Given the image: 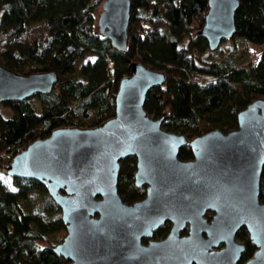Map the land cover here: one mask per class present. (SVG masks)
<instances>
[{
  "label": "water",
  "instance_id": "obj_1",
  "mask_svg": "<svg viewBox=\"0 0 264 264\" xmlns=\"http://www.w3.org/2000/svg\"><path fill=\"white\" fill-rule=\"evenodd\" d=\"M238 3L206 0L195 33L209 50L233 36ZM128 16L129 0H102L96 16L97 32L120 52ZM165 80L163 70L129 61L112 116L93 126L54 127L5 165L7 174L42 184L59 210L64 235L50 250L65 264H264V98L238 110L235 127L189 139L163 129L164 115L152 117L143 107L148 89ZM56 81L54 70L23 74L0 64V102L48 93ZM186 144L192 156L178 157ZM128 155L135 161L133 185L144 186L143 197L131 203L117 192L119 160ZM166 223L167 233L153 239ZM241 227L254 250L239 263Z\"/></svg>",
  "mask_w": 264,
  "mask_h": 264
},
{
  "label": "trees",
  "instance_id": "obj_2",
  "mask_svg": "<svg viewBox=\"0 0 264 264\" xmlns=\"http://www.w3.org/2000/svg\"><path fill=\"white\" fill-rule=\"evenodd\" d=\"M100 1L0 0V64L23 74H57L50 92L2 102L10 112L0 111V264L66 263L48 241L64 229L59 210L42 184L6 175L5 165L21 147L54 127L93 126L112 116L117 81L128 74L129 61L166 73L163 84L148 89L143 107L152 117L163 114L161 125L189 139L211 128L235 127L237 111L256 97L264 98V0H239L235 32L225 40L227 48L219 59L205 57L210 50L195 33L206 0H129L124 52L94 29ZM236 36L263 48L256 52L239 46ZM241 49L247 57L238 63ZM191 156L188 144L179 148L178 157ZM119 161L117 192L122 201L141 199L144 186L133 185L134 156ZM259 200L264 201V188ZM167 230L164 224L153 236L163 237ZM236 239L245 246L241 263L254 247L243 227Z\"/></svg>",
  "mask_w": 264,
  "mask_h": 264
},
{
  "label": "rangeland",
  "instance_id": "obj_3",
  "mask_svg": "<svg viewBox=\"0 0 264 264\" xmlns=\"http://www.w3.org/2000/svg\"><path fill=\"white\" fill-rule=\"evenodd\" d=\"M102 1V0H101ZM101 1L100 3L97 5L96 7V10L94 11V14H93V23H94V29L97 31V26H96V16H97V13L99 12L100 10V4H101ZM235 40L237 42V44L239 46L241 45H246L247 49H254L256 52H259L261 51V49L263 48V44H259V43H253V42H250V41H247L245 40L244 38L242 37H239V36H236L235 37ZM230 41V39H229ZM226 41L225 40H222L218 47L214 50H210L209 53H206L205 54V57L208 58V59H219L223 53L225 52L226 48L225 45H226ZM219 48V49H218ZM246 50L245 49H241L237 55H236V62H244L246 61ZM0 111L3 113V115H8L10 110L7 106H5L2 102H0ZM161 127L165 130H168V131H173V132H176L175 130L173 129H169V128H166L165 126L161 125ZM3 170V169H2ZM6 175H9V174H6ZM5 182L7 183V186L8 187H11V182L9 180V177L8 176H5ZM259 186L260 188H264V177H260V182H259ZM30 206V205H29ZM29 206L25 207L24 209L26 211L29 210ZM206 217H209L210 213H206ZM185 233V230H183L180 234H184ZM64 235V229H62V231H58L54 234H51L49 237H48V241L49 243L51 244H56L58 243L59 241L57 240L59 236H62L63 237ZM153 239H160L162 237H155L153 236L152 237ZM238 240V239H237ZM239 242H241L240 240H238ZM42 245H47L46 243L42 244Z\"/></svg>",
  "mask_w": 264,
  "mask_h": 264
},
{
  "label": "flooded vegetation",
  "instance_id": "obj_4",
  "mask_svg": "<svg viewBox=\"0 0 264 264\" xmlns=\"http://www.w3.org/2000/svg\"><path fill=\"white\" fill-rule=\"evenodd\" d=\"M167 224V223H166ZM168 225V224H167ZM155 232V231H154ZM154 232H153V234H154ZM146 241V239H143V242H145Z\"/></svg>",
  "mask_w": 264,
  "mask_h": 264
},
{
  "label": "built area",
  "instance_id": "obj_5",
  "mask_svg": "<svg viewBox=\"0 0 264 264\" xmlns=\"http://www.w3.org/2000/svg\"><path fill=\"white\" fill-rule=\"evenodd\" d=\"M250 55L253 56V52H251Z\"/></svg>",
  "mask_w": 264,
  "mask_h": 264
}]
</instances>
